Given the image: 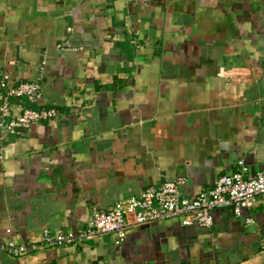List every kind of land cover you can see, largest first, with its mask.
Instances as JSON below:
<instances>
[{"label":"crops","instance_id":"crops-1","mask_svg":"<svg viewBox=\"0 0 264 264\" xmlns=\"http://www.w3.org/2000/svg\"><path fill=\"white\" fill-rule=\"evenodd\" d=\"M1 75L39 82L58 117L3 137L0 242L31 264H264V195L240 216L216 209L209 229L31 250L166 181L193 197L240 161L264 170V0H0ZM27 105L11 99L10 116Z\"/></svg>","mask_w":264,"mask_h":264},{"label":"built area","instance_id":"built-area-1","mask_svg":"<svg viewBox=\"0 0 264 264\" xmlns=\"http://www.w3.org/2000/svg\"><path fill=\"white\" fill-rule=\"evenodd\" d=\"M2 106L0 107V164L4 160L3 137L8 133L22 134L34 124L56 119L58 111L42 107L39 82L11 85L6 75L0 81ZM25 99L28 105L16 116H10L9 101ZM38 106V107H37ZM183 179L166 181L158 187L145 189L137 196L123 199L111 208L93 210L86 225L78 233L58 231L43 232V238L31 250L80 245L101 235H115V244H123L131 229L152 223L179 221L185 227L198 226L209 229L213 225V212L231 208L236 216L253 208L259 196L264 195V170L251 174L240 161L234 173L220 177L213 187L199 191L193 197L182 193ZM248 223L252 220L248 219ZM29 248L14 242H0V252L9 254L19 264H31Z\"/></svg>","mask_w":264,"mask_h":264}]
</instances>
